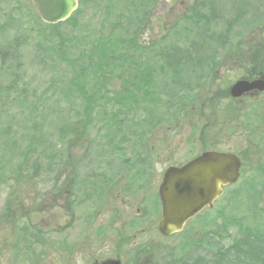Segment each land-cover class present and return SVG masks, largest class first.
Segmentation results:
<instances>
[{
    "label": "rangeland",
    "instance_id": "obj_1",
    "mask_svg": "<svg viewBox=\"0 0 264 264\" xmlns=\"http://www.w3.org/2000/svg\"><path fill=\"white\" fill-rule=\"evenodd\" d=\"M192 1L151 0L138 32L146 53L141 61H148L143 74L149 73L151 78L135 90L130 106H112L117 114L114 119H108L109 107H99L87 140L65 138L62 151L50 155L51 162L57 165L48 166L49 158L44 154L22 163L0 150V256L5 241L8 245L14 241L20 228L27 231L28 241L38 239L37 232L43 233L39 237L43 246L52 245L43 249L49 259L70 264H77V251L81 252L78 264L107 258L118 259L122 264H161L162 258L179 253L193 241L197 243L219 222L234 230L243 226L264 230V93L258 98L239 100L228 92L230 85L245 74L244 64L264 57V0H255L254 10L245 5L236 20L235 14L232 19L227 14V1L217 2L215 9L222 17L208 20V34L213 33L217 42L203 44L208 49L203 57L214 58H205L199 67L188 66L176 73L159 69L160 62L152 57V51L160 40L186 45L190 29L185 28L183 16ZM123 2L84 0L78 13L61 27L62 37H68L65 42L76 39L80 53L87 55L88 41L97 38L102 26L114 21ZM37 17L31 0H0V42L4 45L7 41L8 53L11 55L12 48V55L23 63L22 81L31 94L6 111L0 105V124L12 126L16 134L24 135L30 132L36 116L30 113L36 111L43 121L36 134L44 137L33 142L47 148L58 143L59 128L67 129L69 134L70 121L78 110L74 103L85 111L89 86L98 77L87 74L83 79L86 90L80 94L65 93L67 98L59 95L64 76H74V68L49 64L51 42L37 34L42 32L35 23ZM224 20L232 25L226 34ZM114 35L121 37V32L116 30ZM36 42L47 51L37 47ZM111 47L113 56L104 54L100 61L111 65L107 71L111 69L116 78L118 63L125 62H119L118 55L125 49ZM72 56L73 49L69 55L71 64ZM120 107L123 108L118 113ZM143 131H147L145 146L154 158L153 175L151 171L141 174V166L134 165V160L145 157L141 152H132L140 139L136 135ZM207 150L238 155L242 159L239 178L223 188L212 206L188 220L181 231L161 235L157 229V188L164 165L179 166ZM104 174L119 175L118 181L111 188H104L102 195L99 188L94 196H100L94 201L85 182ZM94 185L99 186L97 182ZM65 239L72 241L75 248L73 260L57 248ZM33 258L44 261L38 256L30 257V264Z\"/></svg>",
    "mask_w": 264,
    "mask_h": 264
},
{
    "label": "trees",
    "instance_id": "obj_2",
    "mask_svg": "<svg viewBox=\"0 0 264 264\" xmlns=\"http://www.w3.org/2000/svg\"><path fill=\"white\" fill-rule=\"evenodd\" d=\"M219 1L224 3L227 1V14H231V19L235 18L234 16H236L235 20L238 19L245 5H248L249 9L254 10L255 0H193L183 16L186 23L185 28L190 29V37L185 41L186 45H180L175 40H170L171 42L169 40H160L157 47L152 51V57L160 62L159 69H167L176 73L181 68L188 66L199 67V64L205 58H214V56L203 57V52L208 51V49L203 47V44L204 42H217L213 39V33L211 36L208 34L210 29L208 20L214 21L222 17L215 9V4ZM83 2L84 0H79V8H76L69 18L61 22L44 23L37 17L35 23L38 30L42 31L41 33L37 32V34L51 42L48 49V57L52 59L51 61L48 60L51 66L65 68L70 65L74 68V76H64V80L60 84L62 88L61 92L58 93L59 95L67 98L65 93L77 92L80 94L84 92L86 89L83 85V79L87 74H92L93 76L97 74L98 81H92L89 86L85 111L80 105L74 103L78 110L76 111V116L70 121L69 134L67 135V129L59 128L56 135L58 143H51L47 148H41L40 144L33 142L34 139L41 141V137H44L41 134H36L39 130L38 125L43 122L36 111L30 113V115L36 114V116L31 121L32 128H30V132L24 135L16 134L12 126L0 124V150L4 153H9L11 158L20 160L22 163L30 159L31 156L40 155L42 157L44 154L49 158L48 166L52 168V165H57V162H54V164L51 162L53 158L50 155H55L57 150L62 151L60 147L63 144L61 142L65 138L67 140L68 137H71L75 141L80 139L87 140L91 129L95 126L98 108L109 107L108 119H114L117 114L112 109V106L115 108L128 104L130 106L131 100L136 95L135 90L138 87H144L146 80L150 77L149 73L143 74L148 61H141L144 60L146 53L139 41L138 32L143 24L142 21L146 18L145 14L150 8L151 0H124L114 21L102 26L97 38L93 37L88 41L90 46L87 55L80 53V47L76 39L69 37L72 41L65 42L68 37H62L61 28L63 25H67L71 17L78 13ZM233 14L235 15L233 16ZM228 24L230 23L223 21V25L228 30L224 32L225 34L232 29V25L228 26ZM116 30L121 32V37L119 35L113 36ZM50 34L52 35L51 38ZM52 42L55 44L53 47ZM1 43L0 105L6 111L8 107L15 105L17 100H26L31 94H28L27 84L22 81L21 68L23 63L19 61L17 56L12 55V48L11 55L8 53L7 41L4 45ZM110 45L124 46L125 49L123 53L118 55V61L120 62L124 59L125 62L118 63L117 71H119V75L116 78L112 75L113 71L111 69L107 71V68H111V65H104L100 61V57H103L104 54L109 57L113 56ZM36 46L46 49L38 42H36ZM71 49H73L72 59H74L72 64L69 59ZM13 59L16 61L15 64H13ZM84 59H86V62L83 61ZM46 97L47 99L50 98L48 95ZM121 108L123 107L118 109V113H121ZM1 115L2 113L0 112V117ZM109 126L110 123L107 128ZM146 134L147 131H143L136 135L140 136V139L133 145L136 146V149L132 151L141 152L145 155V157H139L134 160V165L141 166L142 170L140 173L142 172L141 174L143 175L152 170L151 154L149 155L144 142ZM113 138L114 136L111 137V139ZM30 161L32 162L33 160ZM33 162L35 163L36 161L34 160ZM125 168L121 166V169ZM37 169L38 166L35 165L33 167L34 175L37 174ZM117 177L119 175L107 177L104 174L102 178H92L93 181L88 182V184L85 182L88 193L93 194L90 199L94 201L98 199L100 195H94L97 194L99 188L102 189V195L104 188H111L118 181ZM96 182L99 186L94 185ZM161 264H264V230L247 226L234 230L231 226L229 227L225 223L219 222L208 229L197 243L193 241L179 253H171L167 257L162 258Z\"/></svg>",
    "mask_w": 264,
    "mask_h": 264
},
{
    "label": "water",
    "instance_id": "obj_3",
    "mask_svg": "<svg viewBox=\"0 0 264 264\" xmlns=\"http://www.w3.org/2000/svg\"><path fill=\"white\" fill-rule=\"evenodd\" d=\"M40 18L47 23L67 19L76 9L78 0H31ZM256 88L262 90L261 79L235 81L228 89L233 98ZM240 158L227 152L209 150L180 167L168 166L158 187L161 235L182 230L186 221L198 214L223 193V187L236 182L240 175ZM94 264H121L118 259H107Z\"/></svg>",
    "mask_w": 264,
    "mask_h": 264
},
{
    "label": "flooded vegetation",
    "instance_id": "obj_4",
    "mask_svg": "<svg viewBox=\"0 0 264 264\" xmlns=\"http://www.w3.org/2000/svg\"><path fill=\"white\" fill-rule=\"evenodd\" d=\"M242 69H244L245 74H243L241 76V78L238 80H245L247 82H252L254 80L261 79L264 82V57H259V58L253 59V62L251 64H248V65L244 64L242 66ZM262 93H264V88L262 90H257L256 88H254V89H251V90L243 93L240 97H238L236 99H239V100L245 99L243 97H246V98L257 97L258 98V97H260V95ZM201 153H199V154H201ZM199 154L194 155L191 159L187 160L186 162L197 157ZM150 157H151L152 162H153L152 163V170H150L151 171L150 175H153L152 173H153V169H154V160H153L154 158L152 155H150ZM240 160L242 162L241 158H240ZM186 162H184L183 164H185ZM183 164H181V165H183ZM181 165H179V166H181ZM167 166H170V165H167ZM167 166L164 165V170ZM173 166H176V165H173ZM164 170L162 172L161 181H162ZM161 181H160V183H161ZM19 231L20 232L17 233L14 241L10 242L8 245V244H5L7 242V240H6L4 243L5 245L3 244L2 254L0 256V264H30L29 263L30 257H36V256H38L39 258H44V261L37 262L35 260L36 258H33V264H70L69 261H67V262L58 261L56 263H53V261H51L49 259L48 253L44 252L43 249L50 248L52 245L50 243H47V245L43 246V243H42L43 241L39 238L41 235H43V233H40V231L36 233V234H38V239H31L30 241H28L27 237L25 236V233H27V231L24 228H20ZM32 234L35 235L34 232ZM30 236H32V235H30ZM32 238H33V236H32ZM65 242L63 245L57 246V248L60 251L64 252L67 257H69L71 260H73L74 255H75L74 254L75 248H73V246H72V241L65 239ZM77 253H78V255H77V264H78L80 261V256H81L80 253L81 252L77 251ZM44 254H46V257L43 256Z\"/></svg>",
    "mask_w": 264,
    "mask_h": 264
}]
</instances>
